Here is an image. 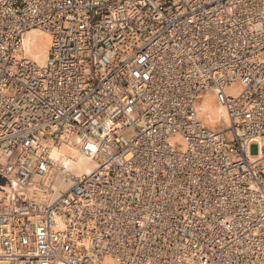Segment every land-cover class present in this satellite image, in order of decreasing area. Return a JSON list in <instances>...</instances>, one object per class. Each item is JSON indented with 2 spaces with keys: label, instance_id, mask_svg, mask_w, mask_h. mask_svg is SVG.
<instances>
[{
  "label": "built area",
  "instance_id": "built-area-1",
  "mask_svg": "<svg viewBox=\"0 0 264 264\" xmlns=\"http://www.w3.org/2000/svg\"><path fill=\"white\" fill-rule=\"evenodd\" d=\"M31 29L44 67L20 55ZM208 90L225 130L197 116ZM74 138L97 167L30 196ZM260 151L264 0H0V194L21 185L0 264H264Z\"/></svg>",
  "mask_w": 264,
  "mask_h": 264
},
{
  "label": "bare ground",
  "instance_id": "bare-ground-1",
  "mask_svg": "<svg viewBox=\"0 0 264 264\" xmlns=\"http://www.w3.org/2000/svg\"><path fill=\"white\" fill-rule=\"evenodd\" d=\"M50 35L41 29H31L22 38L21 57L29 60L38 67H44L50 48ZM241 87L234 84L226 89L228 95H235ZM197 116L203 125L211 130H225L230 126V118L227 110L217 101L215 92H204L197 103ZM179 140V139H177ZM48 157L53 167L49 171V180L40 184L33 179L29 187V195L36 196L37 200L46 197H54L65 192L72 184L73 179L90 174L96 167L99 157L84 152L78 139H67L48 145ZM253 156L250 153V157ZM260 157L264 161V152L260 151ZM21 185L12 182L7 186L6 192L0 194V205L10 204L11 197L20 192ZM36 190V191H32ZM62 228V224H59ZM103 264H115L110 257H105Z\"/></svg>",
  "mask_w": 264,
  "mask_h": 264
}]
</instances>
